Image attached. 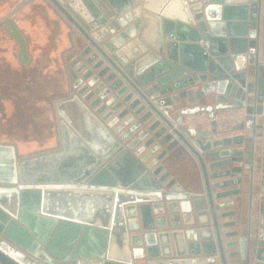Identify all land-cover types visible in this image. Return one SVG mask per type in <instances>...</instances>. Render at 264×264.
Returning <instances> with one entry per match:
<instances>
[{"label": "water", "instance_id": "1", "mask_svg": "<svg viewBox=\"0 0 264 264\" xmlns=\"http://www.w3.org/2000/svg\"><path fill=\"white\" fill-rule=\"evenodd\" d=\"M35 1L0 20L24 66L27 42L13 20ZM44 1L69 29L68 92L52 106L56 148L20 156L0 143V264H58L41 245L36 221L44 219L108 238L101 259L71 264H264V153L254 209L264 0ZM239 109L247 118L232 131H251L249 141L214 139L215 116ZM198 115L209 117L210 131L182 127ZM244 144L249 150L239 151ZM177 148L195 157L200 192L159 165ZM247 179L248 215L237 219L243 192L226 190Z\"/></svg>", "mask_w": 264, "mask_h": 264}, {"label": "crops", "instance_id": "2", "mask_svg": "<svg viewBox=\"0 0 264 264\" xmlns=\"http://www.w3.org/2000/svg\"><path fill=\"white\" fill-rule=\"evenodd\" d=\"M21 2L22 0H0V20ZM13 21L25 37L30 61L26 66L19 63L18 44L0 29V143L14 144L20 156H29L54 149L57 146L52 106L56 101L63 99L68 92L62 57L70 49L69 29L44 0H37L23 9ZM262 59L264 60V41ZM37 77L39 81L35 79ZM261 77H264V70H262ZM253 81L251 78L248 79V83ZM103 104L104 102L99 107ZM124 109H126L125 106L113 118L121 114ZM224 112L226 111L218 113L217 116ZM130 116L131 114L126 116L116 127L122 125ZM256 120L257 125L263 124V116H257ZM217 125V136L214 139L242 136L247 142L251 137L252 132L249 130L231 131L232 129H225L218 122ZM128 129L129 127L123 133ZM210 130V127L205 129V131ZM245 144L238 150L248 151L249 147ZM263 153L264 139L260 138L256 140L254 182L257 199L254 202L255 210L258 209L262 197L260 166ZM159 165H163L166 171L171 173V179H176L177 184L187 192L202 190L204 183L200 169L195 157L187 150L177 148L168 154ZM233 167H243V164H233ZM220 171L216 170L215 173ZM244 176L248 177L249 172L244 171L242 177ZM231 180L232 178H225L215 180L214 183ZM232 189H240L243 192L240 203L244 208L237 215V219L240 216L245 217L246 213L248 215V179L243 185L226 191ZM223 191L225 190H218V193ZM231 200H221L219 203ZM226 211L228 210H222L221 213ZM231 221L233 220H226L224 223ZM36 225L39 228L43 227L42 248L52 252L51 254L55 256L60 255L58 264H71L83 258L97 260L102 258L100 255L105 256L107 237H104L100 243L99 237L91 234L90 231L86 232L87 229L84 227L50 219L36 221ZM228 231L230 230H226ZM73 255L76 256L75 260Z\"/></svg>", "mask_w": 264, "mask_h": 264}, {"label": "built area", "instance_id": "3", "mask_svg": "<svg viewBox=\"0 0 264 264\" xmlns=\"http://www.w3.org/2000/svg\"><path fill=\"white\" fill-rule=\"evenodd\" d=\"M247 118L245 109L228 110L222 113L220 116H215L214 121L220 123L225 129H234L238 125L244 124ZM211 120L207 115H198L187 117L184 119L182 127L188 129H202L211 128ZM209 130V129H208ZM231 130V131H232Z\"/></svg>", "mask_w": 264, "mask_h": 264}, {"label": "rangeland", "instance_id": "4", "mask_svg": "<svg viewBox=\"0 0 264 264\" xmlns=\"http://www.w3.org/2000/svg\"><path fill=\"white\" fill-rule=\"evenodd\" d=\"M35 79H36V80H38V81L40 80L38 77H37V78H35Z\"/></svg>", "mask_w": 264, "mask_h": 264}]
</instances>
